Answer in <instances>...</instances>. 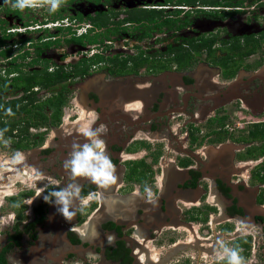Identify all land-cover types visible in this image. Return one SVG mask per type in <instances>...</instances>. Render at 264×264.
Returning <instances> with one entry per match:
<instances>
[{
  "label": "flooded vegetation",
  "instance_id": "obj_1",
  "mask_svg": "<svg viewBox=\"0 0 264 264\" xmlns=\"http://www.w3.org/2000/svg\"><path fill=\"white\" fill-rule=\"evenodd\" d=\"M181 1L62 0V6L49 14L48 8L45 9L48 0H34L35 8L42 6L41 13L49 16L23 23V33L39 31L47 36L24 38V43L21 39L8 44L21 32L2 27L0 39L9 35L13 37L5 39L4 45L0 46V86L3 81L12 82L34 72L52 73L63 68L68 72L74 71L82 61L88 62L90 70L86 75H72L66 83L49 88L38 86L26 91L15 90L11 85L8 91L0 92V108L4 102L26 104L29 100L22 99L28 96L36 97L35 104L58 97L61 92L67 97V93L74 92L70 84L75 85L84 79H90L91 89L85 96L82 91L74 95L75 98L80 95V101L85 99L83 102L89 118L87 125L80 122L84 119L80 116L72 122L74 128L65 130L68 126L67 105L62 107L58 122L48 107L43 113L37 110V113H23L12 119L16 123L23 120L7 138L13 149L36 152L23 162L12 165L0 178L1 187L8 185L13 177L26 176L24 181L20 180L26 183L20 192L3 197L6 205L3 210V203L0 204V214H4L0 217V264H187L188 258L190 264H226L218 258V238H222L224 243L229 240L230 247L239 246L241 255L247 258L244 264H264V181L261 180L264 177V159H255L257 155L264 157V112L261 120L249 124L246 135L239 138L236 145L210 148L209 152L205 147L197 149L202 145V138L205 142L207 136L202 128L193 127L198 111L201 112L203 104L209 103V109H215L217 113L211 120L216 126L213 133L225 134L229 127L226 125L228 116H219L218 111L230 102H251L264 91V61L252 62L259 53L264 58V28L258 34L235 35L228 28L220 27L207 33L196 32V36H177L195 28L196 19L211 23L233 21L239 16L249 15L250 11L264 9V0H232L234 4L243 1V5L232 7H202L199 3L189 5ZM220 1L224 4L227 0ZM74 5L79 6L77 11L67 14ZM23 11L10 6L0 9V14H3L0 17L4 19L0 23L9 24L11 29L18 28ZM151 12L162 16H156V22L149 19L137 22L134 19L148 16ZM208 13L234 15L212 19L205 15ZM25 15L30 16L31 13ZM161 17L188 18L189 23L178 32L167 27L160 30L157 25L161 23ZM257 19L264 21V16ZM103 21L107 25H102ZM145 33L149 35L143 37ZM123 34L135 37V44L131 46L134 51L112 54L116 37ZM215 34L219 35L220 42L213 49H217L216 56L221 60L230 57L226 51L234 46L236 37L254 36L260 39L259 48L248 57L241 59L235 56L240 65L237 70L233 64L225 67L216 65L206 52L196 56L184 68L178 69L172 64L164 70L158 69L159 61H167L169 46L184 45L191 50L188 43L184 44L186 41ZM154 36L160 45V36L165 37V49L151 51L143 45ZM80 38L85 39L83 43L74 40ZM88 38L97 41L89 43ZM225 41L229 42L225 44ZM52 48L64 51L77 48V58L66 56L68 53H62L60 59L45 58V53ZM7 49H11V53L5 57L1 53ZM235 52L239 53V49ZM139 56L149 61L137 72H124L118 67L125 59ZM33 61L37 63L30 65ZM234 70L233 76H226L225 73ZM204 74L211 79L217 77L227 86L214 94L206 92L203 85L202 88L200 86ZM131 85L137 92H146L145 99L139 96L143 100L139 105L132 103V99L138 98L135 93L125 96ZM86 86L87 83L84 88ZM51 90L54 93L43 95ZM37 114L39 117H35ZM31 117L35 122L32 118L27 126L26 122ZM222 119H225L224 127L220 124ZM174 122L181 129L179 135ZM96 127L102 129L106 151L112 158L117 176L116 182L106 188H100L85 177L73 179L63 167L72 143L85 142L84 131ZM184 130L186 132L182 135ZM168 138L173 144H166ZM19 142L28 147L18 148L16 143ZM243 145L251 147L248 150L254 158L251 160L260 161L253 167L250 178L254 184L251 186L235 177L240 175L242 163L251 161L240 158ZM166 147L170 152L164 155ZM170 154L176 156L170 157ZM32 169H36L40 184L29 178L27 170ZM68 183H79L82 188L83 203L76 199L73 208L84 206L86 209L70 222L56 210V206L43 200L47 191L66 187ZM145 185L151 190V197L145 193ZM196 222L206 226L212 236L202 238L197 227L194 228ZM89 229H94L97 235L86 237ZM169 229L185 234V239L178 238L176 234L172 239L164 238L163 233ZM239 232L242 234H237ZM188 233L195 235L191 238ZM152 242L167 247L166 253L160 252L162 256L154 258L151 255L154 250L150 248ZM154 253L157 255L156 250ZM210 258L215 260L210 261Z\"/></svg>",
  "mask_w": 264,
  "mask_h": 264
},
{
  "label": "rangeland",
  "instance_id": "obj_2",
  "mask_svg": "<svg viewBox=\"0 0 264 264\" xmlns=\"http://www.w3.org/2000/svg\"><path fill=\"white\" fill-rule=\"evenodd\" d=\"M36 3V2H35ZM132 4V3H131ZM133 4H135V2H133ZM142 4V3H141ZM9 6L8 4H4L3 1L0 2V9L5 8ZM79 7L78 5H74V7L68 9L67 14L72 15L73 12L77 11V8ZM48 8V2L45 5V9ZM82 8V7H80ZM43 7L41 6L40 8H32L31 10H25L26 13H31L30 16H26L25 12L23 11L22 16H20L19 19H21V25L18 26V28L14 29L15 27H9V24L7 23H0V32H3V28L6 27V29H10L11 31H16V32H21L19 33L17 36H15L12 40H10L8 42V44L12 43L15 41L18 42L21 39L24 38H33V39H38V37L40 36H47L45 34H42L41 32L37 31H33V33H26L24 34L23 32L25 31V29L22 27L23 23L29 22L30 20H36V19H40L43 20V17H48L45 14L41 13L43 11ZM3 11V10H2ZM1 16L3 15L2 13L0 14ZM25 15V16H24ZM259 16H264V9H260V10H256V11H250L249 15L246 16H239L237 19L233 20V21H227V22H219V23H211L208 22L207 20L201 19V20H194V26H196L195 28L189 30V31H185L182 32L181 34H178L177 36H196V32H200V33H207V32H211L215 29H218L220 27H225L228 28L229 32L231 34H235V35H246V34H258L260 33L263 28H264V21L261 19H257L256 17ZM15 18L17 16H14ZM33 17V18H31ZM18 18V17H17ZM4 20L3 17H0V20ZM17 21L15 20V23ZM61 23V22H60ZM28 24V23H26ZM57 24V23H56ZM34 27H38L37 24H32ZM53 24H50V26H52ZM3 27V28H2ZM53 32V31H52ZM155 37L154 36L152 39L147 40L145 42V44H143L145 47H149L151 48V51H154L155 48H159L161 50L165 49L164 42H165V37L164 36H160V41H161V45L158 44L157 41H155ZM116 41L113 45L112 51L111 53H117V52H121L124 51V53H130L132 51H134L132 49L131 46H133L135 44V37H133V34H129L127 35H121V37H116ZM164 38V39H163ZM125 40H128L127 42ZM264 43V42H263ZM64 46H66L65 44H63ZM77 48H75V50H71V49H66L65 51L62 50L61 48H52L49 49L46 53H45V58H50V59H60L62 58V53L67 54L66 56L68 57H72L73 59L77 58V56L75 55ZM71 55H70V54ZM70 57V58H71ZM264 61V58L262 57V54L259 53L255 58L252 59V62L255 63L259 62V61ZM90 79H84L81 81H77L74 84H70V89L71 91L73 90V94H71V92L67 93V97H68V104L66 106V125L68 124V126H66L64 129L70 131L71 128L75 127V124H72V122H75L74 120H76L77 118H79L80 116H82L83 121H80L81 123H84L85 125L88 124L89 118H88V109L86 107V105L84 104V100L80 101V95H77V98H75V94L79 91L83 92V95H86V91L89 89H91V84L88 82ZM212 83H211V82ZM87 83L86 88L85 84ZM97 84H100L97 83ZM200 86L202 88L203 85V89H206L205 91L208 93H216L219 92L220 90H222L224 87L227 86V83L220 81L217 77L211 79V77L209 75L204 74V76L201 79L200 82ZM66 86H68V83L66 84ZM102 85H99V87ZM49 93H54L53 90L48 91V92H44L43 95H47ZM85 98V97H84ZM83 99V98H81ZM211 106V104H203L201 107V112L198 111V118L196 119L195 124L193 125V127L196 128H202L204 134L207 136V138L204 140L205 142H203V138H202V145H199L197 149H201L203 147H205L206 149L208 148V152L210 151V148H218L220 146H224V145H236L237 140L239 138H242L243 136L246 135V130L247 127L249 126V124L253 121H257V120H261L263 117L262 113L264 112V91L261 93V95L257 96L256 99L252 100L251 102H230L224 105V107H222V109H220L218 111V113L220 114L219 116H228V120L226 121V125L228 124L229 127L226 130L225 134L219 133V134H215L213 133L214 129H216V126L214 124L211 123V120L214 118V116L217 115L216 110L213 109H209ZM203 108V109H202ZM179 121V120H177ZM212 126H211V124ZM175 124V122H174ZM176 125V124H175ZM174 125V126H175ZM177 130L176 134L180 133L181 129L179 130L178 125L175 126ZM201 130V129H200ZM186 130L182 131V135L183 133H185ZM179 135V134H178ZM203 136V135H201ZM49 137V136H48ZM185 139V138H184ZM166 144H173L170 139L168 138V140L165 141ZM164 146V145H162ZM169 147H166V151L164 152V155H167L170 151H167ZM251 147H249V145H243L241 146V154L242 156L240 157L241 159H254L252 158L253 156H250V154H248V150ZM36 151H27V152H19L16 151L15 149H13V147L11 146V143L9 141H1V146H0V178H2L3 174L6 173L7 171L10 170V167H13L15 165H17L20 162H23V160H25L26 158H29V156H33V154ZM16 153H19V156H16ZM176 156V154H170L171 156ZM255 159H259V160H263L264 157L257 155V157H255ZM260 161H255V160H251L248 163H242V165L240 166L241 169V173L240 175L235 176L237 179L240 180H244L246 181V183L248 185H253L254 184V180L252 178H250L251 174H252V170L253 167L259 163ZM163 165L166 164V162H162ZM165 163V164H164ZM168 164V163H167ZM13 165V166H12ZM13 170V168H12ZM30 174L31 181L37 182L38 184H40V181H37L38 179V173L36 171V169H32V170H27ZM34 173V174H32ZM26 176H16L11 178V181L9 182L8 185L5 186H1L0 187V204L3 203V208L1 207V210H3L5 208V201L4 198L5 196H7V194H15L17 192H20L21 189L24 188L25 186V182H23L25 180ZM23 180V181H20ZM42 182V181H41ZM4 216L3 212H1L0 217ZM2 220V218L0 219ZM199 222H196V224L194 225V228H196V230H198L199 235L202 238H210L212 236V232L209 231L207 229L206 226H199ZM185 231V230H184ZM207 231V232H205ZM244 232V231H242ZM242 232H239L237 234H242ZM164 235H162L164 238L167 239H172L173 234H176V236L180 239H185V234L181 233V234H177L175 233V231H172L171 229L165 231L163 233ZM183 234V235H182ZM194 234L188 233L187 236L193 238ZM182 236V237H181ZM236 236V235H234ZM230 241L227 240V242L225 244L229 245ZM197 245V244H196ZM150 248L153 249L154 251L156 250L157 255H155L154 251L151 253V255L154 258L160 257L162 256V254L159 255L160 252L162 253H166L167 247H163V246H158L156 242H152L150 243ZM163 248V249H161ZM195 253L194 250H191ZM188 253H191L190 251ZM194 253H192V256L194 255ZM169 254V253H168ZM188 256V255H187ZM243 257L245 258L246 255H243ZM208 258V257H207ZM247 258H245L244 261H246ZM210 261H214L215 258H210ZM187 264H190V259L188 258Z\"/></svg>",
  "mask_w": 264,
  "mask_h": 264
},
{
  "label": "trees",
  "instance_id": "obj_3",
  "mask_svg": "<svg viewBox=\"0 0 264 264\" xmlns=\"http://www.w3.org/2000/svg\"><path fill=\"white\" fill-rule=\"evenodd\" d=\"M183 2L189 5L190 4L196 5L199 3V5H201L202 7L203 6L204 7L205 6L220 7L221 5H225L226 7L227 6L232 7L233 5H239V4L243 5V1H239L237 4L236 3L234 4L232 0H227L224 4L220 0H184V1L182 0L180 3H183ZM189 15L190 14H188L187 16L190 17ZM205 15H208V17L212 19L213 18L216 19L218 17L224 19L228 16H233L234 14L232 13L230 14L208 13ZM156 16H162V15L156 12H151V14H149L148 16H138V17H135L134 19L137 22H140L141 20H144V19H149L151 22H154V21L156 22L158 21L154 19ZM134 19L132 18L133 21H135ZM160 19H161L160 20L161 23L157 25L160 30H162L163 27H167L169 29H175L178 32L186 28L189 23L188 18L180 19L179 17H177L173 19V18L161 17ZM102 23H103L102 25L104 24L107 25V22L103 21ZM148 35L149 33H145L143 37L148 36ZM12 37L13 35H9V36H5L1 38L0 46L4 45L5 39H9ZM74 40L78 43H83L85 39L80 38V39H74ZM87 40L89 43H93L97 41L96 39H91V38H88ZM218 41H219V35L215 34V35L193 38L192 40L186 41L184 44L188 43L189 48H191V50H187L188 48H184V45L177 46V47L169 46L170 48L168 49L167 61L166 62L159 61L160 64H159L158 69L164 70L167 67H170V65L172 64L176 65L178 69L184 68L189 63H191V61L196 56L202 55V53L206 52L209 55V57L214 60L216 65L218 64V65L225 67V66L233 64L234 66H236V70H237L240 67V65L238 66V61L234 57L240 56V58L242 59L244 57H248L249 55L253 53H256L257 49L259 48V43H260V39H257L254 36L236 37L233 43L234 46L231 48H228V50L226 51L228 54H230V57L228 59L221 60L216 56L217 49H213V46ZM21 42L24 43L25 40L23 39L21 40ZM228 42L225 41L224 43L227 44ZM235 49H239V53H236ZM10 53H11V49H7L1 54L4 55L5 57H8ZM130 61H131L132 66H130ZM148 61L149 60L147 58H143L142 56H139L138 58H135V59L134 58L130 59L129 57L128 59H125L123 63L119 64L118 67H121L124 70V72H128V73L137 72L138 68H140L143 64L148 63ZM34 63H37V61H33L30 65ZM87 63H88L87 61H82L79 66L74 68V71L68 72L63 68V69H59L52 73L47 72V71L34 72L33 74H31V76H27V77L21 76V77L14 79L12 82L3 81L2 86H0V92L8 91L11 85L15 86V90L24 89L26 91L36 88L38 86L45 87V88L54 87L56 84L66 83L72 77V75L78 76V75H86L87 73H89L90 66H88ZM166 63H168V66L166 65ZM154 66H157V65H154ZM225 74L226 76L228 75L233 76L235 74V70L232 73L228 72ZM25 99L29 100V102H27L26 104L22 103L20 105L21 102L19 101H12V102H6V103L4 102V105L0 108V130H5L2 132V134H0V146H1L2 140L8 141L7 138L11 136L15 126L23 122V120L20 121V123L19 122L16 123L15 121H12V119L16 118L17 115H20L23 113L27 115L26 113H35L37 110H41V112L43 113L45 108L48 107V109L52 111V117L58 122L61 118L62 107L66 106L68 103V98L63 94V92H61L58 97L49 98L38 104H35L37 102V99L35 96H28L22 99V101ZM29 105H32V109H29ZM33 117H31L26 122L27 126L28 124H30V121ZM35 117H39L38 114ZM41 117H42V114H41ZM34 118H33V121L35 122ZM224 120L225 119H222L221 120L222 122L220 123L222 127H224V122H225ZM16 145L18 148L28 147L27 145L22 144V142L16 143ZM261 180L264 181V177L261 178ZM1 260L3 261V259Z\"/></svg>",
  "mask_w": 264,
  "mask_h": 264
},
{
  "label": "clouds",
  "instance_id": "obj_4",
  "mask_svg": "<svg viewBox=\"0 0 264 264\" xmlns=\"http://www.w3.org/2000/svg\"><path fill=\"white\" fill-rule=\"evenodd\" d=\"M11 8L23 11L28 8H35L34 0H3ZM62 6V0H48L49 14L55 13ZM5 130H0V134ZM85 142L75 141L71 145L68 158L64 160L63 167L68 170L73 179L79 177L88 178L100 188H106L117 180L115 165L110 154L106 151L105 140L100 127L84 131ZM19 156V153H16ZM81 185L79 183H68L66 187L47 191L43 195L45 203L53 204L56 210L65 218L71 221L78 213L83 214L85 207L73 208V202L81 197ZM145 193L151 197V190L145 185ZM87 236H95L94 229H89ZM216 249L219 252V259L226 264H244V257L241 255L239 246L230 247L224 243L222 238L216 241Z\"/></svg>",
  "mask_w": 264,
  "mask_h": 264
},
{
  "label": "crops",
  "instance_id": "obj_5",
  "mask_svg": "<svg viewBox=\"0 0 264 264\" xmlns=\"http://www.w3.org/2000/svg\"><path fill=\"white\" fill-rule=\"evenodd\" d=\"M132 92L133 93H135L136 94V96L138 97V98H136L135 97V95H134V99H132L133 100V104H135V105H139L140 104V102H141V100H142V98H140L139 96L141 95V97H143L144 99H145V96H146V92H142L141 90L139 91V92H137L136 90H135V87H133L132 85L130 86V88H128V90H126V92H125V96L127 97H129V96H133V94H132ZM143 101V100H142Z\"/></svg>",
  "mask_w": 264,
  "mask_h": 264
}]
</instances>
